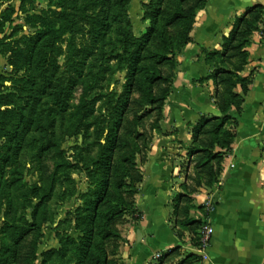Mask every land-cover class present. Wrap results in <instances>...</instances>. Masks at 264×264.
Returning a JSON list of instances; mask_svg holds the SVG:
<instances>
[{"label":"trees","instance_id":"1","mask_svg":"<svg viewBox=\"0 0 264 264\" xmlns=\"http://www.w3.org/2000/svg\"><path fill=\"white\" fill-rule=\"evenodd\" d=\"M130 1L116 0V4L127 6ZM11 2L0 0V8L6 6L0 17V34L5 31L7 24H15L14 16L18 11ZM159 4L157 21L163 19L164 24L158 27L159 23H155L148 29L143 37V48L146 51L150 44L157 41L161 45L160 51L145 57L138 56L137 64L132 69L133 76L128 84V96L121 104L120 119L106 136L102 162L104 176L93 189L82 195L76 215L67 214L66 219L54 228L60 248L43 252L41 264H118L121 241L118 227L125 224L129 217L136 222L140 221L141 213L135 201L138 185L143 180L140 164L146 159L153 132L161 129L165 102L172 92L173 77L178 69L177 57L191 44L197 15L206 8L209 0H159ZM22 14L27 15L26 26L34 34L24 36L17 43L18 51L8 52L7 62L13 73L7 81L0 74L3 85L11 82L7 91L0 95V121L12 118L10 108H15L16 99L22 96L19 90L21 82L31 79L21 74L18 60L23 58L35 67L38 64L52 67V52H55L57 43L72 29L70 23L61 27L57 19L52 17L53 14L58 16L59 11L28 15L23 10ZM263 21V5L249 8L236 20L230 35L223 39L222 50L206 56L212 68L206 80L213 79L220 89L216 97L220 116L204 117L195 126V140L190 147V154L195 156L193 163L196 174L191 177L193 186L186 187V193L176 198L174 205L177 237L183 240L188 234L187 243L193 249L201 246L200 232L204 222L190 217L193 209L191 196L198 188H213L223 172L225 156L231 151L235 140V132L226 129V124L231 121L237 124L235 114H240L244 104V96L237 93L236 89L241 86L246 94L250 85L249 80L240 76L248 64L246 48ZM16 26L15 34L23 30V27ZM22 43L25 46L23 49L19 47ZM5 44L6 41L0 42V46ZM143 62L147 64L142 66ZM77 114H81L80 109ZM152 115L155 116L154 121L146 128V120ZM63 166V163L56 165L48 192L41 194L40 187L38 196L28 199L24 204L14 199L2 201L0 264H37L44 228L46 224L54 223L59 216L56 213L48 216L46 207L54 199L56 181ZM21 211L22 216L14 215V212L18 214ZM69 223L71 227L75 223L76 235L73 236L70 230H64L65 235L61 236L62 225ZM204 261L202 255L183 251L182 246L163 254L158 260L159 264H203Z\"/></svg>","mask_w":264,"mask_h":264},{"label":"rangeland","instance_id":"2","mask_svg":"<svg viewBox=\"0 0 264 264\" xmlns=\"http://www.w3.org/2000/svg\"><path fill=\"white\" fill-rule=\"evenodd\" d=\"M11 4L18 11L15 24H7L0 34V42L6 41L0 46V74L5 81L13 73L8 52L18 51L17 43L34 34L26 26L23 10L28 15L59 11L52 17L61 27L70 23L72 29L52 52V67L18 60L21 74L31 79L21 82L22 96L10 108L12 118L0 121V205L7 199L24 204L38 192H48L56 165L63 163L54 199L46 207L48 216L61 215L60 222L67 214L76 215L82 195L103 178L106 136L120 119L132 69L138 56L160 51L157 41L145 51L143 37L153 24L162 27L164 21H157L159 0H132L127 6L116 0H12ZM5 9L0 8V17ZM15 25L23 30L15 34ZM19 47L25 48L24 43ZM10 86L11 82H0V95ZM154 118L146 120V128ZM61 229V236L64 230L76 235L75 223Z\"/></svg>","mask_w":264,"mask_h":264},{"label":"crops","instance_id":"3","mask_svg":"<svg viewBox=\"0 0 264 264\" xmlns=\"http://www.w3.org/2000/svg\"><path fill=\"white\" fill-rule=\"evenodd\" d=\"M264 0H209L200 11L192 32V42L177 57L172 92L164 107L160 131L146 159L140 164L143 180L135 197L140 221L129 217L119 226L121 234L118 264H159L155 256L179 246L193 252L188 234L183 240L175 230V200L192 187L196 174L190 154L197 123L204 117H219L216 105L219 88L213 79L208 53L221 51L223 39L236 20ZM248 64L240 73L250 85L240 114L226 124L235 132L231 151L226 154L223 172L213 188L201 187L192 194L190 217L210 222L215 228L212 245L203 264H264V21L251 36L246 48ZM55 222L46 224L41 254L58 249ZM51 225V227H48ZM49 229H48V228Z\"/></svg>","mask_w":264,"mask_h":264},{"label":"built area","instance_id":"4","mask_svg":"<svg viewBox=\"0 0 264 264\" xmlns=\"http://www.w3.org/2000/svg\"><path fill=\"white\" fill-rule=\"evenodd\" d=\"M200 233H201V239H200L201 246L198 249H193L192 247L191 248L193 252L198 253L202 255L204 258H206V254L210 250L211 245H212V240L215 236V228L210 222H204V225ZM161 257H162V254L160 253H158L155 256V258L158 260Z\"/></svg>","mask_w":264,"mask_h":264}]
</instances>
